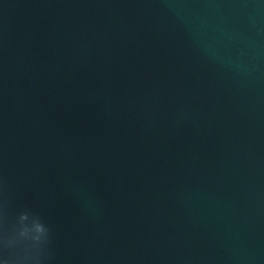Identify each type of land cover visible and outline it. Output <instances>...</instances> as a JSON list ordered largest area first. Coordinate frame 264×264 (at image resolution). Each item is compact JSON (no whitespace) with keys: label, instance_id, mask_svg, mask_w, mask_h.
<instances>
[{"label":"water","instance_id":"1","mask_svg":"<svg viewBox=\"0 0 264 264\" xmlns=\"http://www.w3.org/2000/svg\"><path fill=\"white\" fill-rule=\"evenodd\" d=\"M5 202L46 264H264V0H0Z\"/></svg>","mask_w":264,"mask_h":264},{"label":"clouds","instance_id":"2","mask_svg":"<svg viewBox=\"0 0 264 264\" xmlns=\"http://www.w3.org/2000/svg\"><path fill=\"white\" fill-rule=\"evenodd\" d=\"M30 216L33 223L21 220ZM52 235L44 217L29 208L10 214L7 202L0 207V264H46Z\"/></svg>","mask_w":264,"mask_h":264}]
</instances>
